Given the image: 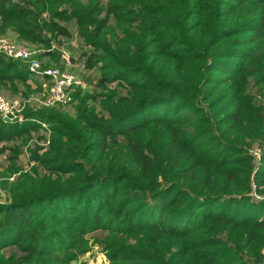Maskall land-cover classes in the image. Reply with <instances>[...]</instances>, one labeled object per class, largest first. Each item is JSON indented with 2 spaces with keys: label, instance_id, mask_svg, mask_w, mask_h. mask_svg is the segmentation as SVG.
I'll list each match as a JSON object with an SVG mask.
<instances>
[{
  "label": "trees",
  "instance_id": "obj_1",
  "mask_svg": "<svg viewBox=\"0 0 264 264\" xmlns=\"http://www.w3.org/2000/svg\"><path fill=\"white\" fill-rule=\"evenodd\" d=\"M0 36L61 70L78 36L89 73L67 106L0 116V171L27 140L64 182L0 204L1 264H264V0H0ZM36 77L0 54L1 95H46Z\"/></svg>",
  "mask_w": 264,
  "mask_h": 264
},
{
  "label": "rangeland",
  "instance_id": "obj_2",
  "mask_svg": "<svg viewBox=\"0 0 264 264\" xmlns=\"http://www.w3.org/2000/svg\"><path fill=\"white\" fill-rule=\"evenodd\" d=\"M81 47H82L81 39L78 36H75L73 39H71L70 42L64 43L63 49L66 52H68V54H70L71 57L75 56V62H73L75 64L69 67V70L74 72L76 75H81L82 71H84L83 76H86L89 73L88 71H86L85 68H83L84 60H80V57L83 53V50H81ZM111 72H113L111 69H107L105 71L106 74H111ZM29 85H30L29 87L21 86V89L27 94L26 96H24L23 94L13 95L11 94V92H5L4 94L5 96H7L8 98H11V100H14V101L28 100V99L36 98V97L39 98L42 96V94L38 91L36 85L32 81H29ZM115 88H117L116 84L112 85L110 90H108L105 93L108 94L110 92H113ZM86 91L90 92L92 91V88H88ZM102 102L107 103V100L104 99ZM90 104H93V103H90ZM33 108H36V106L34 105ZM73 110H74L73 107H70L67 109V112L69 114V117L67 118L69 120L75 119V113L73 112ZM20 146L23 148V150H25V152L22 153L20 156V164L21 166H23L24 170L16 174H12V175H10L9 173H6L5 171H2V170L0 171V204H11L15 200L23 197L24 195L22 193L24 191H20L16 193L15 187H19V185L23 186L26 193L29 191L34 192V193H44L46 190L51 189L52 187L58 186L59 185L58 181H60L61 185L63 186V183H64L63 180L62 181L58 180L57 179L58 176L52 173L45 174L44 179H39V175L36 171V165L33 164L30 161V157L27 156L29 153V150L32 147V143H30L27 140H23L20 143ZM255 149H256L255 153L260 154L259 153L260 149L257 146ZM38 154L43 159L51 162L50 164L52 163L58 164L62 162L61 159H59V156H56L54 152L50 151L49 148H44L43 150H40ZM16 181H18V183L15 186ZM34 181H37L38 183L36 182L35 186L33 187L31 186V183ZM67 184L68 185L75 184V175L72 176V178L68 181ZM257 196L264 198V193H260L257 191ZM255 200H261V199H255ZM66 264H110V263L106 256V253L100 247L97 246L90 253H87L86 255L72 262H68Z\"/></svg>",
  "mask_w": 264,
  "mask_h": 264
},
{
  "label": "built area",
  "instance_id": "obj_3",
  "mask_svg": "<svg viewBox=\"0 0 264 264\" xmlns=\"http://www.w3.org/2000/svg\"><path fill=\"white\" fill-rule=\"evenodd\" d=\"M37 51L31 46L15 42L9 38L0 36V54L9 59L21 61L27 65L29 72L46 81L44 88L48 90L46 95L39 98H31L23 101H14L0 94V116L5 122H22L23 114L28 105H35L39 108L50 109L55 106H67L73 101L75 89H86L87 84L83 78L69 71L72 66L71 56L65 50L62 51V59L66 63V69L57 67H43L36 58ZM260 158L258 153H255ZM252 196L255 199H264L257 196L256 186L253 185Z\"/></svg>",
  "mask_w": 264,
  "mask_h": 264
},
{
  "label": "crops",
  "instance_id": "obj_4",
  "mask_svg": "<svg viewBox=\"0 0 264 264\" xmlns=\"http://www.w3.org/2000/svg\"><path fill=\"white\" fill-rule=\"evenodd\" d=\"M9 37H10L11 39L17 41V40H16V37H15L14 35H9ZM69 71H70V70H69ZM36 79H38L39 81H43V82H44V79H43V78H37V77H36Z\"/></svg>",
  "mask_w": 264,
  "mask_h": 264
}]
</instances>
